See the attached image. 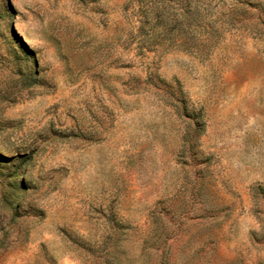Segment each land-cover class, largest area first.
Wrapping results in <instances>:
<instances>
[{
    "label": "rangeland",
    "instance_id": "obj_1",
    "mask_svg": "<svg viewBox=\"0 0 264 264\" xmlns=\"http://www.w3.org/2000/svg\"><path fill=\"white\" fill-rule=\"evenodd\" d=\"M0 264H264V0H0Z\"/></svg>",
    "mask_w": 264,
    "mask_h": 264
},
{
    "label": "trees",
    "instance_id": "obj_2",
    "mask_svg": "<svg viewBox=\"0 0 264 264\" xmlns=\"http://www.w3.org/2000/svg\"><path fill=\"white\" fill-rule=\"evenodd\" d=\"M15 172H16V170L15 169H13V176H14V179L12 180V190L14 189V190H16L17 189V184L15 183ZM21 184V186H23V183H20ZM17 199V196L16 195H13L10 199H8V202H10V203H14L15 202V204H14V206H13V208H12V212L14 213L15 212V209L17 208V203H16V200Z\"/></svg>",
    "mask_w": 264,
    "mask_h": 264
}]
</instances>
